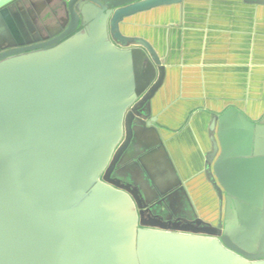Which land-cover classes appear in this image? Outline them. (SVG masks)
<instances>
[{
  "label": "water",
  "instance_id": "obj_1",
  "mask_svg": "<svg viewBox=\"0 0 264 264\" xmlns=\"http://www.w3.org/2000/svg\"><path fill=\"white\" fill-rule=\"evenodd\" d=\"M192 2L0 0V264H264V112L182 117L211 118L199 204L164 139L138 21Z\"/></svg>",
  "mask_w": 264,
  "mask_h": 264
},
{
  "label": "crops",
  "instance_id": "obj_2",
  "mask_svg": "<svg viewBox=\"0 0 264 264\" xmlns=\"http://www.w3.org/2000/svg\"><path fill=\"white\" fill-rule=\"evenodd\" d=\"M140 22L167 69L163 106L176 117L169 122L177 131L168 130L164 139L199 204L211 118L182 117L232 105L253 117L264 112V7L242 0H215L212 7L192 2L151 10Z\"/></svg>",
  "mask_w": 264,
  "mask_h": 264
}]
</instances>
